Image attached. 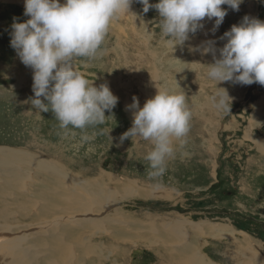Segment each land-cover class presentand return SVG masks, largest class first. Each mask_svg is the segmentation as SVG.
Listing matches in <instances>:
<instances>
[{"label": "rangeland", "instance_id": "374dc122", "mask_svg": "<svg viewBox=\"0 0 264 264\" xmlns=\"http://www.w3.org/2000/svg\"><path fill=\"white\" fill-rule=\"evenodd\" d=\"M221 7L227 15L218 28L215 18H205L195 35L175 47L164 42L158 11L144 13L138 0L113 19L103 55L76 58L74 64L95 86L107 83L118 103L105 111L104 124L89 129L96 131L95 139L77 149L79 135L61 139L54 114L32 107L33 70L10 46L14 18L29 17L21 0H0V148L17 154L0 171V191L8 197H0V224L8 225L6 219L24 230V244L42 239L33 264H187L183 253L192 245L207 261L197 264H264V86L210 80L212 54L191 50L208 41L217 50L223 47L220 37L245 15L264 21V0H243L238 11ZM216 84L227 90L230 112L209 101L223 92ZM157 88L184 92L193 116L181 150L186 155L170 159L154 187L144 159L151 143L120 137L132 127L126 106L133 96L143 107ZM3 156L0 151V160ZM83 219L95 220L96 228L68 227L65 234L58 228ZM215 226L227 233L211 232ZM58 241L62 245L54 248ZM249 247L260 254L257 259Z\"/></svg>", "mask_w": 264, "mask_h": 264}, {"label": "clouds", "instance_id": "9594fccd", "mask_svg": "<svg viewBox=\"0 0 264 264\" xmlns=\"http://www.w3.org/2000/svg\"><path fill=\"white\" fill-rule=\"evenodd\" d=\"M133 0H24V22L14 18L11 25L10 46L20 61L33 70L32 107L39 112L54 114L61 139H73L77 149L95 139L96 126L105 123V111L117 105L116 97L107 83L95 86L75 68L76 58L98 59L111 25L120 13H128ZM143 12L154 8L159 13L162 37L168 46L183 45L190 34L203 27L205 18H215L218 28L227 10L238 11L243 0H138ZM147 36L151 33L145 28ZM221 40L223 47L215 48V41L207 46H194L192 51L212 54L214 62L207 65V78L234 84L264 86V21L245 15L237 25L231 26ZM219 52L217 58L216 53ZM217 83V84H218ZM216 84V87H217ZM217 89H223L218 88ZM43 97V100L41 99ZM227 90L217 91L209 97L218 111L230 112ZM44 101H47L45 103ZM132 113V127L120 140L140 138L152 145L144 159L149 162L148 179L154 187L167 171V163L188 144L192 110L184 92L157 88L154 97L140 107L139 100L126 106ZM79 130V131H77ZM91 151V148L88 149ZM182 155L186 153L181 152Z\"/></svg>", "mask_w": 264, "mask_h": 264}, {"label": "bare ground", "instance_id": "6f19581e", "mask_svg": "<svg viewBox=\"0 0 264 264\" xmlns=\"http://www.w3.org/2000/svg\"><path fill=\"white\" fill-rule=\"evenodd\" d=\"M11 1V0H10ZM14 1V0H13ZM22 1V4L24 3V0H21ZM0 151H3L4 152V156L2 160H0V171L4 170L6 171V167H8L10 164V161H12L11 157L12 156H17V154H14L12 152H8L7 150L5 149H1L0 148ZM22 157V156H21ZM16 165V164H15ZM12 166V165H11ZM10 166V168H11ZM16 169V168H15ZM48 169L50 171L54 170L55 172H57L55 169H50L48 167ZM48 170V171H49ZM54 172V173H55ZM5 174V173H4ZM28 188V187H27ZM104 192V191H103ZM6 191H0V197L1 199L2 198H6L7 195H6ZM8 198V197H7ZM82 200V199H81ZM4 204V203H3ZM6 204V203H5ZM82 204V203H81ZM7 205V204H6ZM87 204L85 202H83V205L82 207H85L84 209L83 208H79L78 210L80 211H85L87 210ZM97 211L101 210V208H96ZM95 209V210H96ZM79 211V212H80ZM92 211V209L90 210ZM49 213H51V211H49ZM92 213V212H91ZM9 214V213H8ZM81 214V213H80ZM4 215V214H3ZM83 215V214H82ZM87 215V214H86ZM90 215V213H89ZM6 215H4L5 217ZM0 217L2 218V215L0 214ZM8 217V216H7ZM39 218V217H37ZM74 219V218H73ZM79 220V219H78ZM6 223H8V225H5V224H0V262H3L4 264H33L34 262V257L38 255L39 252H42V248L43 246L40 244V241L42 239H39L37 238V242L36 243H28L27 244L25 243L24 244V240H26V234L24 235L23 231L24 230H17L19 228H17V226H12V225H9V222H7V220L5 219ZM82 222L79 223V221H75V220H72V221H66V222H61V223H58L60 226H58V228L60 230L64 229L63 233L65 234V232L69 231L67 228L70 227V228H74V227H88V228H96L97 224L95 223V220H91V221H86V220H80ZM113 221H111L112 223ZM183 223V222H182ZM181 223V224H182ZM179 226H180V223H177ZM195 227H197V229L199 230L200 227L198 224L195 225ZM98 228V227H97ZM213 228V230L211 229ZM211 232L215 231L216 229H219L220 231V235L222 236V234H224V232H226L225 230H227L226 227H211ZM183 229V228H182ZM225 229V230H224ZM224 230V231H223ZM23 232V233H22ZM38 231L36 230L35 233H37ZM38 233H43V232H38ZM68 233V232H67ZM227 233V232H226ZM184 235L182 234H179L178 236V239H181V237L183 238ZM51 240L53 242H55L56 240L51 238ZM49 241H50V238H49ZM124 241V240H123ZM55 244H51L50 247H53ZM59 245H62L61 242H57L56 243V246L54 248H57L59 247ZM194 245H192L191 247H188L186 248L187 246H183V249L186 248V249H192ZM93 247L92 245H90V249L93 250ZM95 248V247H94ZM197 250V249H196ZM195 251V250H194ZM185 252V251H184ZM190 252V256L188 258V261L189 259H191L195 264L196 263V259H195V254L193 252H191V250L189 251ZM196 253V252H195ZM103 254V253H102ZM105 254V253H104ZM184 254V253H183ZM42 255H45L44 253ZM186 255V254H185ZM184 255V256H185ZM201 255V254H200ZM197 256V255H196ZM46 257V256H45ZM36 260V259H35ZM44 259H41V261H43ZM197 260H200V258H198ZM33 261V262H32ZM180 261V260H178ZM188 261H185L187 262V264L191 263L188 262ZM192 264V263H191ZM202 264H207L206 262H202Z\"/></svg>", "mask_w": 264, "mask_h": 264}, {"label": "crops", "instance_id": "0c3cea01", "mask_svg": "<svg viewBox=\"0 0 264 264\" xmlns=\"http://www.w3.org/2000/svg\"><path fill=\"white\" fill-rule=\"evenodd\" d=\"M191 222V221H190ZM187 232V231H186ZM210 234H212V233H210ZM248 237H249V235H247ZM198 237V236H197ZM204 237V236H203ZM250 248V250H251V252H253L254 254H256V255H254L255 257H256V259H257V256L259 255L260 256V254L258 253V252H256L255 250H254V248H251V247H249ZM197 249V247H196V245H194L193 246V248L191 249V252H193L194 254H195V259L197 258H200L199 257V253H198V251L196 250ZM195 250V251H194ZM196 252V253H195ZM186 254V255H185ZM184 255H185V258H184V260L185 261H188V258H189V256H190V252L189 251H185L184 252ZM197 255V256H196ZM188 257V258H187ZM196 259V260H197ZM200 260H204V261H206V259H202V258H200ZM207 262V261H206ZM210 262L212 263V264H219V263H216V262H214L213 260H210ZM257 262H258V260H256V264H257ZM208 264V263H207Z\"/></svg>", "mask_w": 264, "mask_h": 264}]
</instances>
